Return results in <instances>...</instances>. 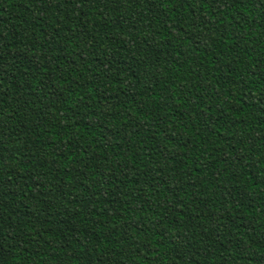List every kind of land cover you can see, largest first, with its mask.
I'll list each match as a JSON object with an SVG mask.
<instances>
[{
    "label": "trees",
    "instance_id": "1",
    "mask_svg": "<svg viewBox=\"0 0 264 264\" xmlns=\"http://www.w3.org/2000/svg\"><path fill=\"white\" fill-rule=\"evenodd\" d=\"M0 264H264V0H0Z\"/></svg>",
    "mask_w": 264,
    "mask_h": 264
}]
</instances>
